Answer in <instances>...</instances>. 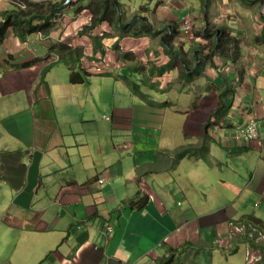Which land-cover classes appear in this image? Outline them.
<instances>
[{
	"label": "crops",
	"instance_id": "crops-1",
	"mask_svg": "<svg viewBox=\"0 0 264 264\" xmlns=\"http://www.w3.org/2000/svg\"><path fill=\"white\" fill-rule=\"evenodd\" d=\"M64 2L37 4L50 15L55 7L62 10ZM93 2L102 8L120 3V18L126 22H104L92 28ZM250 3L263 22H259L262 26L256 28L255 35L250 30L257 17L248 27L244 24L253 14L248 10ZM261 4L262 0H83L68 7L59 22L48 25L45 31L51 33L46 38L35 37L38 32L22 41L11 31L0 53V64L8 55L12 58L10 64L0 67V264H159L155 252L166 259L170 253L175 257L181 254L182 247L188 250L182 259L195 256L197 264H213L214 259H222L223 264H245V249L241 248L246 246L231 248L229 244L240 242L241 227L247 219L264 224L249 212V205L261 208H256L253 196H264ZM11 9L9 0H0V21L3 12ZM141 9H149L142 15L151 20L148 23L155 33L134 36L144 22L127 34L117 29L127 27ZM187 22L190 34L187 38L180 36L186 42L178 41L173 33L170 37L171 44L177 43L172 45L174 51L180 54V63L173 65L176 58L165 54L163 36L169 38L171 23L183 34ZM64 30L71 34L63 35ZM61 35L68 42L60 39L69 53L78 49L89 54L91 48L90 59L79 62L90 73L89 81L73 87L65 74H57L54 83L44 82L40 88L43 74L64 64L51 57H58L55 47ZM219 39L222 48L216 46ZM192 40L201 46L194 47ZM39 41H50V49L45 52ZM209 41H213L211 52ZM26 47L38 57L33 58L30 51L23 57L21 52ZM190 50L202 52L204 57L201 76L196 77L209 88V99L203 101H209L210 110L214 111V104L225 92L221 84L239 85V92L232 97L235 103L229 126H211L225 132L220 141H215L218 149L212 150L210 158L218 169L216 181L230 186L228 191L216 188L211 178L205 180L209 164L203 161V147L194 139L193 131L201 128L202 121L196 122L198 115L188 117V103L182 104V111L181 103L189 98L190 86L182 87L186 79L179 69L182 61L195 67L199 63L194 62L195 55H191L192 60L181 54ZM23 58L40 62L29 69H13L24 62ZM227 72L231 75L226 78L222 73ZM155 84L158 87L154 88ZM117 98L127 103V108L121 109ZM151 101H168L170 105L151 106ZM106 102L112 104V110ZM124 109L127 111L122 113ZM249 119H260L262 126L260 138L247 145L233 137ZM189 146L200 148L197 161L186 157L178 162L176 151L184 149L185 153ZM232 158L236 170L227 165ZM243 165L250 176L247 181L241 174ZM227 173L240 182L230 180ZM142 192L150 193L147 201H142ZM77 225L84 227L78 230ZM107 226L113 231L108 233ZM219 237L223 242L216 245ZM246 240L252 248L253 241ZM196 244L197 250L193 248ZM215 249L218 255L212 257L210 251ZM258 263L264 264L263 258Z\"/></svg>",
	"mask_w": 264,
	"mask_h": 264
},
{
	"label": "rangeland",
	"instance_id": "rangeland-1",
	"mask_svg": "<svg viewBox=\"0 0 264 264\" xmlns=\"http://www.w3.org/2000/svg\"><path fill=\"white\" fill-rule=\"evenodd\" d=\"M22 0H15V5H14V7H13V10L12 11H14V10H16L17 8L16 7H19V5H23V7L24 8H26V3L25 2H21ZM34 1H37V0H33V2ZM83 0H74V3H72V4H67V2L66 3H64V9L61 11V12H59V13H57L56 14V19H55V22H59L60 20H61V18H63L64 16H66V9L68 8V7H73V6H75V5H78L80 2H82ZM261 1V0H260ZM31 2H32V0H31ZM242 2H243V0H242ZM257 7V6H256ZM140 9V8H139ZM154 10H155V8H153ZM248 10H250L253 14H251L252 16V18L250 17L249 18V20L247 21V22H245L244 24H245V27H248L251 23L250 22H253V21H251V20H253V19H256V17H257V20L256 21H254L253 23H252V25L251 26H256L257 25V23L259 24V22L260 23H263L262 22V20H261V18L258 16V11H256V9L255 8H253V7H251V5L250 6H248ZM257 14V15H256ZM92 18H93V16H92ZM33 24H35V25H40L41 24V22H38V21H35V22H33ZM228 24L231 26L232 25V21H229L228 22ZM27 25H32V24H27ZM254 26V27H255ZM179 27V26H178ZM187 27H190V26H187V24H185V26L183 27L184 28V31H183V34L181 33V28L179 27V32H180V36L181 35H183V37L184 38H187V34L185 33V30H186V28ZM260 28V27H259ZM98 30V29H97ZM65 32V30L63 31V32H61L63 35H69V34H71V32H68V33H64ZM94 31H89L88 32V34H92ZM78 33H80V32H78ZM77 35H79V34H77ZM44 37V38H46V37H48V36H46V35H43V34H40V33H38V34H35V37H37V38H39V37ZM63 37L64 36H60L59 37V40L57 41V42H60V43H58L56 46L58 47L60 44H63V45H65V44H68V42H67V40L66 39H63ZM76 37V36H75ZM88 38H89V36H88ZM32 39H34V36L32 37ZM60 39H63L64 40V42H65V44L63 43V41L61 40L60 41ZM90 39V38H89ZM176 39L178 40V41H182V39H179L178 37H176ZM186 41H187V39H186ZM6 40L1 44V46H0V53H2V50H1V47L2 46H4V45H6ZM20 43H22L21 41H19ZM31 41L29 40V42H28V44L30 43ZM200 42V41H199ZM22 44H24V43H22ZM39 44H41V46L42 47H44L45 48V52L46 51H48L49 49H50V41H46L45 43H42V42H40L39 41ZM24 45H26V44H24ZM200 45V44H199ZM83 47V46H82ZM133 47H135V45H133ZM151 47V46H150ZM209 47H211V49H210V52L213 50V41H209ZM27 48V47H26ZM85 48V47H84ZM150 50H153V48L151 47V49ZM27 51H30V52H32V54H33V58L34 57H38L37 55H36V53L34 52V51H32L31 50V48H27V49H25V51H23V52H21V55H23V57H24V54H25V52H27ZM56 53H57V51H55ZM54 52V53H55ZM89 54H87L86 52H84L83 51V56L80 58V61H81V63L82 62H84V61H86V60H89L90 58V52H91V48L89 49V51H87ZM195 53H196V50H193V53L191 52V54L192 55H195ZM44 54V53H43ZM77 54V53H76ZM171 54V53H170ZM172 55V54H171ZM43 56H45V55H41V57H43ZM68 56H69V58H68ZM26 57H28V56H25V58ZM52 58H54V60H59V61H62L64 64H62V63H60V64H58V65H56L55 67H54V71H51V70H47L46 71V68L44 69V71H46L45 73H44V71H43V73H39V75L38 76H40V75H42L43 74V77H42V81H41V84H40V88L42 87V85H43V83L45 82V83H47V84H52V83H54L55 82V80H56V78H57V74H65V77L67 78V80H68V82L72 85V83H71V81H70V72H71V70L69 69V67L70 66H75V70L77 71V72H79V73H82V70H81V67L77 64V63H74L73 62V60L71 59V57H70V55H69V52H67V51H65V50H61V52L60 53H58V57H57V54H54V55H52L51 56ZM25 58H23L22 60L24 61L23 63H19L18 65H22V64H24V63H29V65H31V66H29V67H25V68H13V69H23V70H25V69H29V68H32L34 65H36L38 62H40L39 61V59H35V60H31V61H27V60H30V59H25ZM32 59V58H31ZM48 59H49V57H47V61H48ZM12 61V58H11V56H9L8 55V58L2 63L3 65H7V64H10L9 62H11ZM26 61V62H25ZM58 62V61H57ZM173 65H174V63L175 64H179L180 63V61L178 60V59H175V60H173ZM184 66L186 67V65L185 64H181V67L184 69ZM203 65H202V61H201V65H200V69H201V67H202ZM182 68H180L179 70L181 71V72H184V70L182 71ZM91 71H94V70H91ZM228 74L229 75H231V73L230 72H228ZM150 75V74H149ZM197 75H200L201 76V74L200 73H198V74H196L195 75V77H194V81H192L191 80V78L188 76V75H185L186 76V78H187V80H185L184 81V84H186L188 87H189V83H191V81L193 82V87L194 88H197L198 90H200V91H203V89L201 88V85H206V84H204L203 82H202V79L201 78H199V79H197ZM94 78H96V77H94ZM183 78H184V76H183ZM237 78H239V77H237ZM88 79V78H87ZM89 81V79L87 80V82ZM213 83H215V82H213ZM222 85V89L226 86V84H221ZM73 87H82V86H80V85H72ZM90 86H92V85H90ZM235 87L237 88V90H236V92H239V85H235ZM225 88H227V87H225ZM79 90H81V89H79ZM109 89L107 88L106 89V93H107V95L109 94ZM208 93H209V91H208ZM221 95V94H220ZM73 98V96L71 97V98H69V100H67V101H65V104H68L70 101H71V99ZM228 98H225L224 99V101H223V103L224 102H226L227 103V100ZM122 99H120V98H117V102H118V104H119V106L121 107V109L122 108H127V103H125L123 100L121 101ZM206 103V105H208L209 104V101H205ZM107 103V102H106ZM218 103H221V101H218ZM223 103H221V104H223ZM59 104L60 103H56V106L58 107L59 106ZM107 107H108V109L109 110H112V104H110V103H107ZM210 107V106H209ZM100 108L101 109H103L104 108V106H103V104H101V106H100ZM232 110V109H231ZM231 110H230V112H231ZM127 111V109H124L123 111H122V113H125ZM205 115V114H204ZM123 117H127V115L126 114H124V116ZM201 118V117H200ZM201 120H202V118H201ZM197 130H199V129H197ZM195 139V138H194ZM189 140H192V139H189ZM209 146V145H208ZM211 147L213 148V150H217L218 149V147L216 146V143L215 142H213L212 144H211ZM209 150V149H208ZM221 158V156L219 155V159ZM227 158H230L229 156H227ZM235 158H232V159H229V160H227V165L228 166H230V168H232V169H234V170H236L235 168H237V166H234L233 165V160H234ZM205 162H207V164H209V162H210V164H209V167L206 169V171H205V180L207 181V182H209V178H211L215 183H214V185H215V187L216 188H221V189H225L226 191H228L229 190V188H230V186H227L226 184H222V183H220V182H217L216 181V172L218 171V169H217V167H216V165H215V161H212L211 160V158L210 159H207V160H204ZM213 166H212V165ZM241 169V174L243 175V178H244V181H247L248 180V177H250L248 174H247V171H248V169H247V167H245L244 165L240 168ZM251 170V169H250ZM251 172H252V170H251ZM227 175V177L230 179V180H232V181H238V182H240L237 178H235V177H233V175H231V174H226ZM201 180H203V179H201ZM148 194H150V193H148V192H142V201H147L148 200V198H149V195ZM144 197V198H143ZM254 198H256L257 200V202H256V208H258L260 205H261V208L260 209H255L252 205L250 206L249 205V212L252 214V215H254V216H256V217H258V218H261V219H263V221H264V196H262V194H258L257 196H253ZM159 201L161 200V199H158ZM142 201H140V202H142ZM254 201H255V199H254ZM255 203V202H254ZM253 204V203H252ZM156 208H158V206H156ZM254 211H255V213H254ZM161 212H163L162 210H161ZM87 223V222H86ZM244 225L246 226H242L241 227V234H240V237H241V239H240V242L239 241H236V242H233L232 244H229L230 245V247L231 248H234V247H237V245H238V247L239 246H246V247H244V248H241V251H244L243 249H245V251H244V257H245V264H259V263H262V262H259L258 263V260H259V256H261L262 257V255L259 253V251L264 247V224L262 223V224H260V225H257V223L254 221V220H250V219H247L246 220V222L244 223ZM84 227V226H83ZM83 227H82V229H83ZM246 228V229H245ZM78 229V228H77ZM82 229H78V230H82ZM106 229H107V231H108V233L109 232H112L113 231V228L112 227H110V226H107L106 227ZM244 232H245V234H244ZM105 236L107 237L108 235L107 234H105ZM228 237H229V234H228ZM246 237H248L249 238V240L250 241H253V247L252 248H250V247H248V243H246L248 240H246ZM212 242H214V237H212ZM216 245H219V244H221L222 242H223V239L221 238V237H219V239H216ZM126 246L127 247H129L130 248V245H127L126 244ZM198 247H199V245H194V249L195 250H197L198 249ZM187 249H192V247H190V248H187ZM159 251H161V249H159ZM181 251H183L181 254L180 253H178L177 254V256L175 257V255H174V253L172 254V253H170L171 255H169V257L168 258H166L165 259V257L163 256V255H161L159 252H155V254H156V257H155V260L159 263V264H170V258H172V264H197L198 263V258L197 257H192V258H188V259H186V260H183L182 259V256H184L187 252H188V250L186 251V247H182L181 248ZM261 252H262V254H263V260H264V251L263 250H261ZM200 254V252L198 253V255ZM210 254L212 255V257H214V256H216V255H218V250L217 249H215L214 251H210ZM209 257V256H208ZM212 263L213 264H223V262H222V259H220L219 261H216L215 259L214 260H212ZM154 264H157L156 262L154 263ZM229 264H236L235 263V261H231V262H229Z\"/></svg>",
	"mask_w": 264,
	"mask_h": 264
},
{
	"label": "trees",
	"instance_id": "trees-1",
	"mask_svg": "<svg viewBox=\"0 0 264 264\" xmlns=\"http://www.w3.org/2000/svg\"><path fill=\"white\" fill-rule=\"evenodd\" d=\"M116 2H120V0H115ZM24 2L26 3V8L23 7V5H19V7H16L17 9L14 11H9V13H5L3 15V20L0 22V45L7 39L8 34L13 31L22 41L27 40V38L33 34V33H42L43 35H50L51 32H46V28L48 27V25L50 24H54L55 19H56V14L61 12L62 10H58V7L54 8V14L53 11L51 12L50 15H48L47 12H44L43 10V6L40 4H33L32 3H28L27 0H24ZM31 2V1H30ZM243 2H249V0H243ZM264 5V0H262V4ZM120 3L118 4V6H112V5H103V8L100 7L99 3L97 2H93L90 5L91 11L90 14H92L93 16V26L95 24H102L104 22L108 23V24H117V20L116 18H120V13H123V10L120 7ZM121 9V10H120ZM33 10L35 11V15L33 14ZM90 10V9H89ZM59 11V12H58ZM149 11V9H141L140 11V19L143 20L144 22V26L141 27L140 32H135L134 36H141L143 35L142 33H150L153 31V26H151L147 20H149L148 17L143 16L142 13ZM262 14L264 15V9H262ZM261 14V15H262ZM262 15V16H263ZM137 18H135L134 20H136ZM134 20L130 23V27L125 31V33H130L132 32L131 27H134L133 22ZM38 21L41 22V25H35L33 24V22ZM27 24H32V25H27ZM177 27V26H175ZM136 28V27H134ZM139 29V28H138ZM210 32V29H209ZM152 33H155L154 31ZM172 33L176 36H180V32H179V27L175 28ZM145 35H149V34H145ZM152 35V34H150ZM172 36V34H171ZM170 36V37H171ZM168 38L167 40H165L164 36H163V40H162V47L163 50L165 52L166 55H169L171 58H179L180 54L174 51V47L172 45H174L173 43L171 44L169 41L171 40V38ZM92 39L99 41L100 39L97 36H91ZM98 38V39H97ZM264 41V38L263 40ZM201 46V45H199ZM217 47L222 48V44L221 41L219 39V41H217L216 44ZM224 47V46H223ZM57 52L60 53L61 50H65L67 52V46L60 44L58 47H56ZM114 48V47H113ZM116 48V47H115ZM114 48V49H115ZM75 49V48H74ZM101 49V48H100ZM78 52L76 54V52H71L69 53L71 59L73 60L74 63H77L79 66V62L80 58L83 56V52H79L78 49H76ZM223 50H226L225 47L223 48ZM227 51V50H226ZM172 55H171V54ZM182 55H184L183 57L188 56L187 52H181ZM199 55V54H198ZM184 62V61H183ZM187 66V70L184 69V75L189 74V64L186 63ZM175 65V63H174ZM31 65H29V63H24L22 65H16L14 68H25V67H29ZM0 67H2V65H0ZM81 67L82 73H79L75 70V66L71 67V73H70V80L72 84H82L84 83L88 76L90 75V73H88L87 71H85V69ZM167 68H169V66H167ZM199 68H197V70L195 71L198 74ZM183 75V76H184ZM223 75V74H222ZM227 78V77H226ZM227 87V85L225 86ZM223 88L225 90V92L221 93V95H223L220 98L221 103H223L225 98H228L227 103L224 102L223 104L219 103L220 106V114L221 117L225 120V118H228L229 116H227L230 112V110L234 107V101L232 100V97L234 95H236V90L237 88L235 87V85H230L229 87ZM139 88V87H138ZM225 94V95H224ZM220 95V96H221ZM220 114H217L218 117H220ZM243 123H246V121H244ZM203 147V152H204V157L205 159L207 158V155L209 154V147L207 146H202ZM188 150L182 154L179 153L177 154V160L179 161V159L183 160L186 157H190L189 155H187ZM170 264H172V258H170Z\"/></svg>",
	"mask_w": 264,
	"mask_h": 264
},
{
	"label": "bare ground",
	"instance_id": "bare-ground-1",
	"mask_svg": "<svg viewBox=\"0 0 264 264\" xmlns=\"http://www.w3.org/2000/svg\"><path fill=\"white\" fill-rule=\"evenodd\" d=\"M72 3H74V0H70V2L69 3H67V4H72ZM250 5H252L253 6V3H250ZM121 10V9H120ZM207 17H208V15H207ZM91 18V17H90ZM92 20H93V18H91ZM116 20H120V22L122 21V23L123 22H126V21H124V20H122L121 18H118V19H116ZM147 22H151V20H147ZM141 23H143V20L142 19H140V17L138 16L137 17V19L136 20H134V22H133V25H134V27H136L137 28V24H140L141 25ZM183 22H181V24H182ZM172 24V26L173 27H171V30L173 31L175 28H177V27H175V25L173 24V23H171ZM187 24V26H190V24H189V22H187L186 23ZM96 25L97 24H95L94 26H91L92 28H95L96 27ZM123 25V24H122ZM262 25L261 24H258L257 23V25H256V27H252L253 29H251L250 31L252 32V33H254V35L256 34V28L257 27H261ZM130 27V23L128 24V26L127 27H124V28H122V27H118L117 29H122V30H124V32L128 29ZM134 27H131V28H134ZM169 27V26H168ZM136 28H134V29H136ZM154 28V27H153ZM172 31H170V34L168 35V37H170L171 36V34H172ZM135 32H140L139 31V29L138 30H136V31H134V33ZM168 32V31H167ZM158 33V32H157ZM185 33L187 34V35H189L190 34V27H187L186 28V30H185ZM124 34H127V33H124ZM124 34H122V35H124ZM166 34V33H165ZM150 35V34H149ZM186 35V36H187ZM176 35H174V38H176V37H178L179 39H181V37L180 36H176ZM237 36V35H236ZM167 37V36H166ZM190 37H192V36H190ZM251 37V36H250ZM253 38H254V36H253ZM173 39V38H172ZM256 39V38H255ZM261 39V38H260ZM182 41H185L186 42V39H183ZM192 41H194L193 43H194V47H200L199 46V44H198V42L196 41V40H192ZM251 41V40H250ZM246 42V41H245ZM258 42V41H257ZM174 45H176L174 42H172ZM181 44H182V42H181ZM237 51V50H236ZM189 52H190V54H189ZM187 51V53H188V56H190V58H191V52L193 53V50H190V51ZM199 54V55H198ZM217 55V54H216ZM204 57L202 56V52H197L196 51V53H195V63H197V61H199V63L197 64V66L195 67L193 64H189V74H187L190 78H191V80L192 81H194L195 79H194V77H195V75L197 74L195 71L197 70V68H199V71H198V73H201V69H202V67H201V69H200V65H201V60L203 59ZM207 58V57H206ZM176 59H178V58H176ZM192 60H193V58H191ZM189 61V60H188ZM183 62V61H182ZM236 62V61H235ZM184 64H185V62H183ZM209 64V63H208ZM186 65V64H185ZM203 65V64H202ZM162 68H164L163 66H162ZM184 69H186L187 70V66L185 67L184 66ZM183 68H182V71L184 70ZM241 70H243L244 71V69L242 68ZM163 71H164V69H163ZM227 71V70H226ZM158 72V71H157ZM113 75H118V73H112ZM158 74V73H157ZM162 75H164L165 73H161ZM224 76H226V77H229V74H228V72L227 73H222ZM182 75H184V73L182 74ZM241 75V74H240ZM142 76H145V74H142ZM157 78V77H156ZM184 78L187 80V78H186V76L184 75ZM260 78V77H259ZM155 79V78H154ZM191 81V83H189L188 85L190 86V94H189V98L188 99H186V100H184L182 103H181V105L183 104V103H188V105H189V108L188 109H190V111H189V114H188V117H193V116H196L197 117V115H198V118H195V120H196V122H199V121H202V122H200L201 123V128H193L192 130L193 131H195L196 130V135L194 136V138H195V140L201 145V146H208L209 147V159H210V156H211V152H212V150H213V148L211 147V144L213 143V142H215V141H220V137H222V135L223 134H225V132L222 130V129H220V130H214V129H212V125H214V124H222V125H224V126H229V118H225V120L221 117V112H220V106H219V103L218 104H214L215 105V109H214V111H213V107L211 108L212 110H210L209 109V105H206L205 103H204V98H208L209 99V93H208V91H209V88H208V86L207 85H201V88L203 89V91H200V90H198L197 88H194L193 87V82ZM156 86L158 87V85L157 84H155V87L154 88H156ZM137 87V86H136ZM182 87L183 88H187L188 86L186 85V84H184L183 83V85H182ZM154 88H152V90H154ZM237 94V93H236ZM146 98L148 99L149 97L148 96H146ZM220 98V97H219ZM172 100V99H171ZM219 101H220V99H218ZM168 101H166L163 105H159V104H157V102L156 101H151V102H149V105H151V106H166L167 107V105H168V103H167ZM172 103H173V101H172ZM169 105H170V103H169ZM171 106H172V104H171ZM184 110V107H183V105H182V111ZM184 112V111H183ZM204 112H206V114L204 115ZM212 112H215V114H213L212 116H210L209 117V113H212ZM217 114H220V117H218L217 116ZM229 114H230V112H229ZM229 114L227 115V116H229ZM202 118V120H201V118ZM210 118V119H209ZM213 118H215V120L213 119ZM194 119V118H193ZM212 119L214 120V121H212ZM196 124V123H195ZM242 124V123H241ZM196 126V125H195ZM217 126V125H216ZM221 126V125H220ZM238 126H240V125H238ZM238 126H236V127H238ZM260 126H262V121L260 120V119H249V120H247L246 121V123L243 125V127H241V128H239V129H237V131H236V133H235V135H234V137L233 138H235L238 142H240V143H248L247 145H250V143H252V142H254V141H256V140H258L259 138H260V136H255V133L256 132H259V129H260ZM222 127V126H221ZM258 128V129H257ZM197 129H199V130H197ZM226 129V128H225ZM233 130V129H232ZM243 131V132H242ZM231 132H233V131H228V132H226V133H231ZM184 133H185V130L183 131V136H184ZM257 134V133H256ZM227 135V134H226ZM191 136V135H190ZM229 136V135H228ZM227 136V137H228ZM185 137V136H184ZM224 137V136H223ZM224 141V140H223ZM188 142V141H187ZM226 143V142H225ZM224 143V144H225ZM239 144V143H238ZM221 145V144H220ZM230 145V144H229ZM232 145V144H231ZM196 146V145H195ZM194 146V147H195ZM239 146H241V145H239ZM194 147H186V149L188 150V153H187V155H189L190 156V159H193V160H195V161H197V159L198 158H196V156L198 155V150L200 149V148H194ZM224 147V146H223ZM226 147V146H225ZM238 147V146H237ZM242 147V146H241ZM204 151V150H203ZM184 152V149H179L178 151H176V153H182V154H184L183 153ZM202 157V156H201ZM203 158H205V157H203ZM207 159V158H206ZM205 160V159H204ZM203 160V161H204ZM181 161V159H179V161L178 162H180ZM208 162V161H207ZM209 164H210V162H209ZM212 165V164H211ZM213 166V165H212ZM14 189V188H13ZM144 198V197H143ZM80 227V229H82V227H83V225H77V228H79Z\"/></svg>",
	"mask_w": 264,
	"mask_h": 264
},
{
	"label": "clouds",
	"instance_id": "clouds-1",
	"mask_svg": "<svg viewBox=\"0 0 264 264\" xmlns=\"http://www.w3.org/2000/svg\"><path fill=\"white\" fill-rule=\"evenodd\" d=\"M38 2H36V3H41V2H47V1H50V0H37ZM66 1L67 0H65V2L64 3H66ZM9 2H10V4H12V6L14 7V5H15V0H9ZM13 9H11V10H8V11H5V12H3V14H2V20H3V15L7 12V13H9V11H12ZM1 20V21H2ZM0 21V22H1ZM41 25V24H40ZM8 39H6V41H7ZM1 46V45H0ZM57 47V46H56ZM55 47V49H57ZM0 65H2V67H3V64H0ZM165 102H159V105H163ZM167 103H169V102H167ZM256 136H259V132H257V134H256ZM104 182V180H101V183H103ZM259 259L260 260H262V257L261 256H259Z\"/></svg>",
	"mask_w": 264,
	"mask_h": 264
},
{
	"label": "built area",
	"instance_id": "built-area-1",
	"mask_svg": "<svg viewBox=\"0 0 264 264\" xmlns=\"http://www.w3.org/2000/svg\"><path fill=\"white\" fill-rule=\"evenodd\" d=\"M66 2H67V3H69V2H70V0H67ZM257 129H258V128H257ZM242 132H243V131H242ZM256 133H257V132H256ZM256 133H255V136H256ZM78 229H80V227H79Z\"/></svg>",
	"mask_w": 264,
	"mask_h": 264
}]
</instances>
